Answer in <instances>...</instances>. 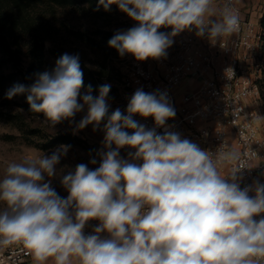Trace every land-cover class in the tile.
Returning <instances> with one entry per match:
<instances>
[{
	"label": "clouds",
	"instance_id": "clouds-1",
	"mask_svg": "<svg viewBox=\"0 0 264 264\" xmlns=\"http://www.w3.org/2000/svg\"><path fill=\"white\" fill-rule=\"evenodd\" d=\"M112 5L134 25L117 30L108 46L138 62L166 59L182 32L221 46L241 26L233 0H98L96 10ZM83 77L79 55L64 53L51 71L5 93L8 100L26 95L29 111L53 129L64 121L74 131L91 125L103 139L97 156L74 169L57 167L69 145L5 163L0 247L20 245L36 264H264V183L241 187V168L221 175L236 154L201 148L171 130L176 112L166 91L137 88L125 110L110 111L111 85L93 95Z\"/></svg>",
	"mask_w": 264,
	"mask_h": 264
},
{
	"label": "built area",
	"instance_id": "built-area-1",
	"mask_svg": "<svg viewBox=\"0 0 264 264\" xmlns=\"http://www.w3.org/2000/svg\"><path fill=\"white\" fill-rule=\"evenodd\" d=\"M239 10L238 33L216 46L194 32H182L167 50V58L138 62L133 58L124 74L115 108L126 109L137 88L166 91L176 116L167 123L182 137L213 152H234L237 158L224 162L221 175L241 168V187L254 180L264 183V31L260 24ZM171 29L167 28V32ZM177 35V36H178ZM186 85V90L181 92ZM146 128L152 118L134 117ZM164 129H157L163 133ZM122 149L121 156H127ZM97 222L85 228L91 232ZM31 254L20 245L0 247V264H25Z\"/></svg>",
	"mask_w": 264,
	"mask_h": 264
},
{
	"label": "rangeland",
	"instance_id": "rangeland-1",
	"mask_svg": "<svg viewBox=\"0 0 264 264\" xmlns=\"http://www.w3.org/2000/svg\"><path fill=\"white\" fill-rule=\"evenodd\" d=\"M97 3L98 0H32L25 28L16 35L14 42L10 41L18 45L14 44V47L20 48L19 62H7L6 55L0 50V176L3 175L6 162L18 161L29 153L43 152L50 155L59 145H69L70 149L61 159L58 169L65 166L74 169L77 164H88L91 158L97 156L103 139L101 131L93 132L91 125L81 131H74L75 123L70 125L68 121L53 129L44 123L42 114L29 111L26 95H18L11 100L5 98V93L14 84L30 85L34 82L36 73L29 75L28 70L29 51L36 37L44 47L42 64L37 73L51 71L57 58L64 53L78 54L85 88L91 85L93 95H97L99 86L110 84L108 99L110 111L114 110L125 71L134 57L126 55L121 58L107 42L117 30L128 29L134 22L116 5H112L107 12L102 7L97 11ZM255 3L258 18L256 6H263V14L264 0ZM160 31L167 32V28H161ZM174 38L179 40L181 36ZM186 88L184 85L181 92ZM83 114H77L75 121L78 122ZM59 136H71L73 143L45 148ZM52 187L60 196H67L59 179L52 180Z\"/></svg>",
	"mask_w": 264,
	"mask_h": 264
},
{
	"label": "trees",
	"instance_id": "trees-1",
	"mask_svg": "<svg viewBox=\"0 0 264 264\" xmlns=\"http://www.w3.org/2000/svg\"><path fill=\"white\" fill-rule=\"evenodd\" d=\"M31 3L32 0H0V50L6 55L7 62H19L20 48L14 47L16 43L11 42L12 40L14 42L16 35L25 28L30 15ZM260 26L264 31V8ZM43 50L42 42L35 37L32 42V48L29 51V75L39 71L43 60ZM262 101L264 105V81L262 83ZM71 143H73L71 136H59L52 139L45 148L50 149L58 144Z\"/></svg>",
	"mask_w": 264,
	"mask_h": 264
},
{
	"label": "crops",
	"instance_id": "crops-1",
	"mask_svg": "<svg viewBox=\"0 0 264 264\" xmlns=\"http://www.w3.org/2000/svg\"><path fill=\"white\" fill-rule=\"evenodd\" d=\"M255 2H257V0H237V4L246 11L247 13V18H250L252 20H254L255 22H257L258 24H260V19L262 17V7H259V5L256 6V8L259 10V16L258 18H256V9H255ZM25 264H36V262L34 261L33 257L31 256V258L25 263Z\"/></svg>",
	"mask_w": 264,
	"mask_h": 264
}]
</instances>
